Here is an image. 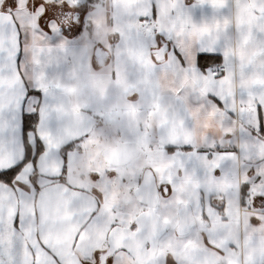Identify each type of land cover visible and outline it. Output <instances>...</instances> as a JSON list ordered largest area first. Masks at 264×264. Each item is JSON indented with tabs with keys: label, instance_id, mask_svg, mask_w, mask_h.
Segmentation results:
<instances>
[{
	"label": "snow or ice",
	"instance_id": "6c2138e0",
	"mask_svg": "<svg viewBox=\"0 0 264 264\" xmlns=\"http://www.w3.org/2000/svg\"><path fill=\"white\" fill-rule=\"evenodd\" d=\"M196 3L214 10L231 7L236 13L215 19L226 33L238 21V44L248 53L231 78L230 37L211 49L192 37L193 29L208 23L196 24L183 0H138L139 11L126 18L140 26L136 38L144 39L153 63L162 67L171 59L194 76L199 107L215 111L221 120L219 135L204 138L203 154L168 156V145L200 148L183 139L162 145L170 168L163 174L150 170L155 192L170 211L167 218L156 219L126 204L128 176L118 168L97 170L93 164L81 170L91 139L87 126L77 133L66 129L55 134L42 125L39 140L45 147L37 148L36 156L17 143L11 116L25 91L17 58L22 51L31 52L40 69L38 89L55 97L58 80L50 81L42 70L44 57L52 52L45 39L66 24L78 33L72 15L79 13L82 24L88 9L81 0H0V264H205V256L215 258V264H264V0ZM221 47L222 67L217 54ZM103 50L99 45L98 52ZM96 59L93 55L90 61ZM175 107L184 111L179 100ZM63 112L59 103L40 110L42 118H60ZM30 126L31 118L25 117V131ZM66 138L78 145L67 155L73 145L62 152ZM225 141L236 150L218 151ZM241 160L244 164L237 167ZM226 165L231 170L218 178L216 170ZM172 169H179L183 179L170 178ZM201 181L207 187L196 188L191 196L179 191ZM236 181L235 191L226 187ZM142 183L138 180V188ZM45 202L58 203L63 220L46 218ZM240 209L247 214L246 224L235 215ZM190 214L198 219L190 220Z\"/></svg>",
	"mask_w": 264,
	"mask_h": 264
},
{
	"label": "crops",
	"instance_id": "0c3cea01",
	"mask_svg": "<svg viewBox=\"0 0 264 264\" xmlns=\"http://www.w3.org/2000/svg\"><path fill=\"white\" fill-rule=\"evenodd\" d=\"M183 2L196 24L208 23V26L193 29L190 33L192 37L203 41L209 49L223 45L226 38L230 37L231 78L233 68L238 71L240 62L246 59L248 53L238 44V21L230 32L226 33L223 25L215 24V19L231 14L235 17L234 9L229 7L214 10L210 5L197 4L196 0ZM81 4L88 10L84 14L82 24L78 19L79 13H75V22L80 27L78 33L73 34L70 27L59 32H50L45 39L44 46L52 49V52L44 57L42 70L50 81L57 80L62 70L64 75L58 78V83L72 88L74 95L82 96L78 88L83 77L88 76L91 84L99 87L102 92L92 98L91 95L86 96L91 99L82 98L83 106L93 111L120 113L123 118L122 126L137 129L140 143L144 146L152 142L162 149V145L168 141L183 139L200 147L206 136L219 135L222 131L221 120L215 111H204L199 107L201 101L195 88L196 78L180 69L171 59L164 61L162 67L156 66L150 58L144 39L136 38L135 33L140 26L127 22L126 18L139 11L138 0H103L91 5L86 0H81ZM165 20L166 10L162 8L160 23L163 24ZM85 26L88 30H85ZM99 45L107 51V56L103 63L95 61L93 64L90 58ZM222 51L221 47L217 52L221 57V64ZM22 56V64L26 66V71H30L29 77L32 78L28 81L31 80L35 84L40 69L32 63L31 52L22 51ZM88 72L91 74L88 75ZM238 83L237 81V86ZM177 100L181 101L184 111L175 107ZM166 149L171 150V156L179 153L185 159L193 153L203 154L205 151L203 147L193 149L186 145H168ZM217 150L223 152L236 149L233 144L225 141ZM243 164L244 161L241 160L237 167ZM230 170L231 166L226 165L216 170V176L219 178ZM200 174L202 178V173ZM178 178L183 179V176L179 175V169ZM238 183L239 181H236L226 187L235 191ZM198 187L207 185L201 181L192 183L191 186L184 185L179 191L191 196ZM235 215L242 223H247V214L243 209Z\"/></svg>",
	"mask_w": 264,
	"mask_h": 264
},
{
	"label": "flooded vegetation",
	"instance_id": "af4514ba",
	"mask_svg": "<svg viewBox=\"0 0 264 264\" xmlns=\"http://www.w3.org/2000/svg\"><path fill=\"white\" fill-rule=\"evenodd\" d=\"M69 28L70 26L67 29ZM96 62L98 63L97 59ZM84 88H87V90L89 89V87ZM29 89L32 88L29 87ZM78 89L81 92L80 87ZM65 93L70 97L69 105L71 108H74L75 110L86 111L89 113L90 117L95 120L93 127L89 131L91 133V139L86 144L85 160L81 162V170H84L85 167L91 168L93 164L96 165L97 170L108 166L118 168L119 170H121L122 174H127L128 176V184L123 187V195L125 197L126 204L135 211L143 212L144 216L148 218H167V214L169 213L170 209H168L164 205L163 201L159 199L158 194L155 192V187L153 185V172L150 169H156L161 174L169 170L170 158L168 156L172 155L171 150L166 149V153L168 155L167 156L166 153L158 145L153 144L152 142L146 146L142 145L137 135V129H133L130 133L124 130V127L122 126V117L117 116L119 115L118 113L111 114L109 112H106L105 110L93 111L83 106L81 95H74V92L73 95H70L67 92ZM32 96H34V94L28 95L25 102L24 111L26 108H28V101ZM61 100L64 99L57 97L52 98V102H50L49 105L58 103ZM39 102L40 96L38 97L36 105L34 102V104L31 106L34 111H30L36 113L35 127L38 121L37 109ZM59 104L65 106L61 102H59ZM115 114L119 118H114ZM115 125L121 126V128L117 132V137L114 136L115 134H113V132H115L113 130V127ZM36 138L37 137L35 136V143ZM122 143H132V145H129L118 154L112 156L109 155V158L111 159L110 161H108L101 155V152L103 150L113 149L117 146V144ZM134 143H137L139 145V150H134ZM70 144H72L73 147L69 150L68 153H66V155L75 152L76 148L78 147V145H76L74 142H71ZM34 145L35 150H37V144ZM67 146L63 147L61 151L63 152L64 149L67 148ZM41 147V150H43L42 144ZM121 160H124L126 162L122 163L120 162ZM170 178L179 179L178 169L171 170ZM138 180H142L143 182L139 186V188L137 184ZM73 182L79 183L81 181L74 178ZM84 182L86 183V177ZM130 189L132 190L131 192ZM181 189H183V186L181 187ZM137 191L141 192L142 196H137ZM182 203L187 204L188 200L184 199ZM195 218L197 219V216H195Z\"/></svg>",
	"mask_w": 264,
	"mask_h": 264
},
{
	"label": "water",
	"instance_id": "95a60500",
	"mask_svg": "<svg viewBox=\"0 0 264 264\" xmlns=\"http://www.w3.org/2000/svg\"><path fill=\"white\" fill-rule=\"evenodd\" d=\"M72 19L73 21L76 20L75 13H73ZM69 26L71 27V25L66 24L65 28H68ZM94 55L97 56L98 63H103L107 56V51L103 50L102 52H98V46H97L95 48ZM20 56L17 58L18 67H19ZM28 95H29V88L25 81V91H24V95L22 96V103L16 108L15 112L11 116V118L14 120L15 138L17 140V143L21 147L25 146L24 145V134H23V112H24V106H25V102L27 100ZM39 96H40V102H39L38 109H37L38 121L35 127V135L38 140H39V130L42 125L55 134H60L66 129L71 130L73 133H77L81 129H83L85 126H87V130L90 131L91 128L93 127L95 120L90 117L89 113L86 111L75 110L74 108H71L69 105V102H70L69 95H67L66 93L62 91H59L58 89L55 90V97L64 99L59 102L65 105L63 106L64 112L62 114V117L49 118L47 115H45V117L42 118L40 114V110L46 109L47 106L50 104V102H52V98H55V97H53L52 95H46L41 90L39 92ZM71 142L73 141L70 138H66L62 148L67 146ZM40 143L42 144L44 148L45 147L44 144L41 141ZM134 144H135L134 150L136 151L139 150V145L137 143H134ZM129 145H132V143L117 144V146L113 149L103 150L101 152V155L105 159L110 161L111 159L109 158V155L112 156V155L118 154L119 152H121L123 149H125ZM125 160H129V159H125ZM120 162L125 163L126 161L121 160ZM44 215L46 218H50L54 222L57 220H63L64 218L60 212V206L58 203L49 205L47 202H45ZM193 217H194V214H190L189 219L191 220ZM203 259L205 261V264H215V258L211 256H205Z\"/></svg>",
	"mask_w": 264,
	"mask_h": 264
},
{
	"label": "rangeland",
	"instance_id": "374dc122",
	"mask_svg": "<svg viewBox=\"0 0 264 264\" xmlns=\"http://www.w3.org/2000/svg\"><path fill=\"white\" fill-rule=\"evenodd\" d=\"M86 25H87V23H86ZM85 30H88V27L87 26H85ZM22 60H23V56L20 57V69H21V72L23 73V75L25 76L24 79L27 80L28 86L30 88H32V89H38L37 85H35L36 83L34 84L31 80L28 81L29 78L30 79H32V78H31V76L29 77L30 71H28V70L26 71V66H24L22 64ZM90 74H91V72H88V75H90ZM61 75H64V73H63L62 70H60L58 76L60 77ZM58 78H57V80H59ZM84 87H89V89L87 90V88H84ZM57 89L58 90H62V92L65 91V92H67L70 95H73V91H74L72 88H68V87H65V86H61L60 83H59V87ZM80 90H81V93H82V98H85V99H91L93 96H96L97 93H101L102 92V90H99V87H96V86H94V85L91 84V81L88 78V76L83 77V79L81 81V85H80ZM86 90H87V92H86ZM89 95H91V98L86 97V96H89ZM37 100H38V96H35L34 95V96L30 97V100L28 101V108H26L27 111H34V109H32L31 106L34 104V102H35V105H36ZM118 114L119 115H117V116H120L121 117V114L120 113H118ZM114 118H119V117H116V114H115V117ZM120 128H121V126H119V125H117V126L115 125L113 127V130L115 131V132H113V134H115L114 136L117 137V132L119 131ZM124 130H126L129 133L132 131L131 127H129L127 125H124ZM27 135H28V138H29L28 141H29L30 145L32 146V155H34V153L36 152L35 147H34L35 146L34 144H37V141L35 143V140H34V138L36 136L34 130L28 131V134ZM37 148H38V145H37ZM87 168L85 167L84 169H87ZM198 174L201 175L200 173H198ZM186 185H188V184H185V186ZM181 193L185 194V196H190L186 192H181ZM197 219H198V216H197Z\"/></svg>",
	"mask_w": 264,
	"mask_h": 264
},
{
	"label": "trees",
	"instance_id": "16d2710c",
	"mask_svg": "<svg viewBox=\"0 0 264 264\" xmlns=\"http://www.w3.org/2000/svg\"><path fill=\"white\" fill-rule=\"evenodd\" d=\"M101 1H103V0H86V2L89 5L96 4V3L101 2ZM19 64H20V60H19ZM19 67H20V65H19ZM20 71H21V69H20ZM24 78H25V76H24ZM39 92H40L39 89H29V95L34 94V95L39 97ZM25 117H30L31 118V126L27 129V131H25V129H24V118ZM35 120H36V113L27 111L25 109V111L23 112V134H24V145H26V150H27V148H31L32 149V146L30 145V143L28 141V135L27 134H28V131L35 129V122H36ZM36 141H37L38 148L42 149L40 141L37 138H36ZM36 155H37V150H36V152L34 153L33 156H36Z\"/></svg>",
	"mask_w": 264,
	"mask_h": 264
},
{
	"label": "built area",
	"instance_id": "2783aa9c",
	"mask_svg": "<svg viewBox=\"0 0 264 264\" xmlns=\"http://www.w3.org/2000/svg\"><path fill=\"white\" fill-rule=\"evenodd\" d=\"M220 66L222 67L223 66V63Z\"/></svg>",
	"mask_w": 264,
	"mask_h": 264
},
{
	"label": "bare ground",
	"instance_id": "6f19581e",
	"mask_svg": "<svg viewBox=\"0 0 264 264\" xmlns=\"http://www.w3.org/2000/svg\"><path fill=\"white\" fill-rule=\"evenodd\" d=\"M20 65V64H19Z\"/></svg>",
	"mask_w": 264,
	"mask_h": 264
}]
</instances>
